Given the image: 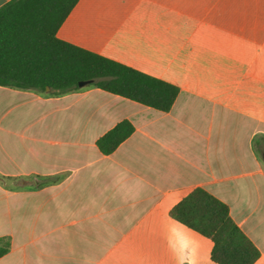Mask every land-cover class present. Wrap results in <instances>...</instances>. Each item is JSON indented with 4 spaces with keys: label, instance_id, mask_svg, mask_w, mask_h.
<instances>
[{
    "label": "crops",
    "instance_id": "crops-1",
    "mask_svg": "<svg viewBox=\"0 0 264 264\" xmlns=\"http://www.w3.org/2000/svg\"><path fill=\"white\" fill-rule=\"evenodd\" d=\"M56 36L179 94L161 112L94 87H0V264H216L170 216L195 188L264 264V0H79ZM123 120L132 135L102 154Z\"/></svg>",
    "mask_w": 264,
    "mask_h": 264
},
{
    "label": "trees",
    "instance_id": "trees-1",
    "mask_svg": "<svg viewBox=\"0 0 264 264\" xmlns=\"http://www.w3.org/2000/svg\"><path fill=\"white\" fill-rule=\"evenodd\" d=\"M78 1L10 0L0 7V87L58 96L93 80L86 87L168 112L179 94L177 86L57 38ZM133 131L131 122L123 120L96 146L109 155ZM170 216L211 240L210 257L216 264H254L260 256L231 219L228 206L202 188L178 202Z\"/></svg>",
    "mask_w": 264,
    "mask_h": 264
},
{
    "label": "water",
    "instance_id": "water-1",
    "mask_svg": "<svg viewBox=\"0 0 264 264\" xmlns=\"http://www.w3.org/2000/svg\"><path fill=\"white\" fill-rule=\"evenodd\" d=\"M91 83H93V80L81 81V82H79L78 85H79L80 88H84V87L90 85ZM47 91H49L48 88H47ZM263 160H264V156H263Z\"/></svg>",
    "mask_w": 264,
    "mask_h": 264
},
{
    "label": "rangeland",
    "instance_id": "rangeland-1",
    "mask_svg": "<svg viewBox=\"0 0 264 264\" xmlns=\"http://www.w3.org/2000/svg\"><path fill=\"white\" fill-rule=\"evenodd\" d=\"M4 92L0 91V114L3 112V95Z\"/></svg>",
    "mask_w": 264,
    "mask_h": 264
}]
</instances>
